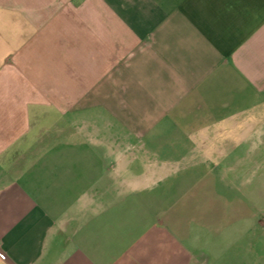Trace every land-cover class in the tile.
I'll return each instance as SVG.
<instances>
[{"label": "crops", "instance_id": "0c3cea01", "mask_svg": "<svg viewBox=\"0 0 264 264\" xmlns=\"http://www.w3.org/2000/svg\"><path fill=\"white\" fill-rule=\"evenodd\" d=\"M247 145L188 250L174 181ZM0 264H264V0H0Z\"/></svg>", "mask_w": 264, "mask_h": 264}, {"label": "rangeland", "instance_id": "374dc122", "mask_svg": "<svg viewBox=\"0 0 264 264\" xmlns=\"http://www.w3.org/2000/svg\"><path fill=\"white\" fill-rule=\"evenodd\" d=\"M111 121L114 127L119 125L117 117ZM113 134H120V131L114 128ZM204 149L210 151L215 147ZM239 149L240 159L229 154L224 159H209L207 163L198 157L191 164V177L174 181L172 206H176L177 213L186 219L184 229L177 234L184 238L183 246L192 252H199L201 249L207 251L211 245H218L215 243L218 238L223 235L231 236V219L225 217L215 223L206 220V226V221L201 220V216L206 219L209 216L212 220L217 213L222 217L223 210L230 214V206L236 201L248 203L249 188L253 182L248 162L249 146Z\"/></svg>", "mask_w": 264, "mask_h": 264}]
</instances>
